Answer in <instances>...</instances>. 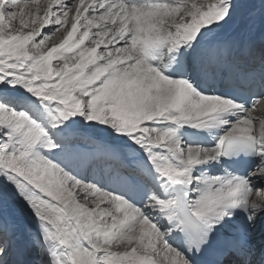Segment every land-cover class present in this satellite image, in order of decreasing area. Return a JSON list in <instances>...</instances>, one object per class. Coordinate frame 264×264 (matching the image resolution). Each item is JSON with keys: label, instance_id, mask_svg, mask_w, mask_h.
<instances>
[{"label": "snow or ice", "instance_id": "6c2138e0", "mask_svg": "<svg viewBox=\"0 0 264 264\" xmlns=\"http://www.w3.org/2000/svg\"><path fill=\"white\" fill-rule=\"evenodd\" d=\"M244 13L0 0V264H264V40L219 36ZM256 60L258 95L207 82Z\"/></svg>", "mask_w": 264, "mask_h": 264}, {"label": "bare ground", "instance_id": "6f19581e", "mask_svg": "<svg viewBox=\"0 0 264 264\" xmlns=\"http://www.w3.org/2000/svg\"><path fill=\"white\" fill-rule=\"evenodd\" d=\"M43 2L44 0H41V3ZM203 2L207 3L208 0H203ZM44 31H47V29H45ZM241 34L244 35L248 41L250 39L259 40L260 38H264V30L261 29L259 20L257 19L255 23H253L247 17L246 13H244L232 24L226 26L225 29L221 30L219 36L221 39L228 40L236 35ZM57 38L58 37L56 36L51 37L52 40H55ZM254 115L258 118L264 119V107L257 105ZM8 211L10 217L14 219L18 224L24 225L30 222V213L27 210L26 205L23 204V202H14L10 204Z\"/></svg>", "mask_w": 264, "mask_h": 264}, {"label": "rangeland", "instance_id": "374dc122", "mask_svg": "<svg viewBox=\"0 0 264 264\" xmlns=\"http://www.w3.org/2000/svg\"><path fill=\"white\" fill-rule=\"evenodd\" d=\"M254 27H255V26H254ZM254 27H251V28H254ZM250 32H251V31H250ZM248 33H249V32H248ZM248 33H247V34H248ZM53 37H54V36H53ZM260 39H262V38H260Z\"/></svg>", "mask_w": 264, "mask_h": 264}]
</instances>
